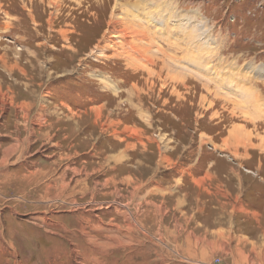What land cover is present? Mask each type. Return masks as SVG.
<instances>
[{
	"label": "rangeland",
	"instance_id": "obj_1",
	"mask_svg": "<svg viewBox=\"0 0 264 264\" xmlns=\"http://www.w3.org/2000/svg\"><path fill=\"white\" fill-rule=\"evenodd\" d=\"M0 264H264V0H0Z\"/></svg>",
	"mask_w": 264,
	"mask_h": 264
},
{
	"label": "bare ground",
	"instance_id": "obj_2",
	"mask_svg": "<svg viewBox=\"0 0 264 264\" xmlns=\"http://www.w3.org/2000/svg\"><path fill=\"white\" fill-rule=\"evenodd\" d=\"M151 1V0H150ZM140 4V3H139ZM170 4V3H169ZM138 5V4H137ZM145 5V4H144ZM143 6V5H142ZM141 6V7H142ZM161 6V5H160ZM140 8V7H139ZM168 8V7H167ZM135 9H136V6H135ZM137 9H138V7H137ZM142 9V8H141ZM145 9H147V8H145ZM156 10V9H155ZM161 10V9H160ZM141 11V10H140ZM144 12V11H143ZM166 12V11H165ZM131 13V12H130ZM145 13H146V10H145ZM138 14V13H137ZM158 14V13H157ZM160 15V14H159ZM135 16V15H134ZM153 16V15H152ZM157 16V15H156ZM164 16V15H163ZM141 17V16H140ZM169 17V16H168ZM137 18V17H136ZM150 18V17H149ZM153 18H154V16H153ZM139 19H143V18H139ZM156 19V18H155ZM138 21V20H137ZM139 21H141V20H139ZM138 21V23H139V25H141V27H142V29L144 30V32H143V30L142 29H130V32H132V33H136V31H138L139 32V34L140 35H147V34H153L154 32H153V29H154V25H152V24H148V25H146V23H145V26L143 27V25L140 23ZM150 21V20H149ZM156 23V22H155ZM126 29V28H125ZM124 29V30H125ZM168 30V29H167ZM125 32H127V31H125ZM148 38L150 39V37L148 36ZM130 44V43H129ZM132 45V44H131ZM135 46V45H134ZM133 48V47H132ZM137 48V47H136ZM47 101V100H46ZM2 103V102H1Z\"/></svg>",
	"mask_w": 264,
	"mask_h": 264
},
{
	"label": "crops",
	"instance_id": "obj_3",
	"mask_svg": "<svg viewBox=\"0 0 264 264\" xmlns=\"http://www.w3.org/2000/svg\"><path fill=\"white\" fill-rule=\"evenodd\" d=\"M43 220H47V218H46V216H44V217H41ZM118 237V236H117ZM88 239H89V237H88Z\"/></svg>",
	"mask_w": 264,
	"mask_h": 264
}]
</instances>
